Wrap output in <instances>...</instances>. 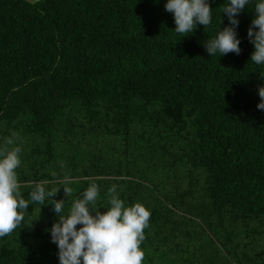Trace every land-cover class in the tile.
<instances>
[{
	"label": "trees",
	"instance_id": "16d2710c",
	"mask_svg": "<svg viewBox=\"0 0 264 264\" xmlns=\"http://www.w3.org/2000/svg\"><path fill=\"white\" fill-rule=\"evenodd\" d=\"M181 38L166 0H0V144L15 131L21 192L62 181L72 201L96 183L151 213L142 264H264V65L209 56L229 0ZM228 24L226 17L219 25ZM0 238V264H59L52 205H29ZM32 221V222H31ZM31 223V226H28ZM80 227V225H77Z\"/></svg>",
	"mask_w": 264,
	"mask_h": 264
},
{
	"label": "clouds",
	"instance_id": "9594fccd",
	"mask_svg": "<svg viewBox=\"0 0 264 264\" xmlns=\"http://www.w3.org/2000/svg\"><path fill=\"white\" fill-rule=\"evenodd\" d=\"M249 3L250 0H229L221 8L219 25L224 17L228 24L222 29L218 25L214 37L203 43L209 56L240 54L237 17ZM164 10L173 15L172 30L181 38L192 34L198 25L206 28L212 23L208 0H166ZM253 12L247 28V38L253 46L249 61L264 65V0H257ZM257 95L256 108L264 111V84L257 88ZM21 143L19 134L13 131L0 144V238L21 226L29 205L51 204L57 219L46 231L57 247L59 264H142L145 254L140 245L145 239L150 211L141 203L125 206L115 184L107 189L108 207L104 212L95 207L100 188L94 182L72 201L67 212L65 202L73 195V189L66 186L67 180L61 182L63 199H54L60 186L46 189V182L35 183L26 199L16 171L21 166Z\"/></svg>",
	"mask_w": 264,
	"mask_h": 264
}]
</instances>
